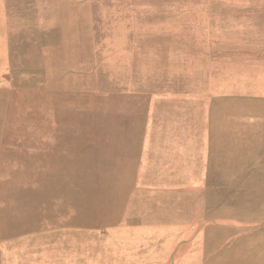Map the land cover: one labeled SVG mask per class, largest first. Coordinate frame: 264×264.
Masks as SVG:
<instances>
[{"label":"rangeland","instance_id":"374dc122","mask_svg":"<svg viewBox=\"0 0 264 264\" xmlns=\"http://www.w3.org/2000/svg\"><path fill=\"white\" fill-rule=\"evenodd\" d=\"M0 264H264V0L0 1Z\"/></svg>","mask_w":264,"mask_h":264},{"label":"crops","instance_id":"0c3cea01","mask_svg":"<svg viewBox=\"0 0 264 264\" xmlns=\"http://www.w3.org/2000/svg\"><path fill=\"white\" fill-rule=\"evenodd\" d=\"M2 1V0H0ZM4 1H7V0H4ZM84 234H80V241L82 240ZM78 249H74L73 250V254L71 252L68 251V248L65 250L66 251V256H68V253H69V257H72V256H75V261H77L78 263H82L83 262V258L85 257L82 252L80 253H76Z\"/></svg>","mask_w":264,"mask_h":264}]
</instances>
